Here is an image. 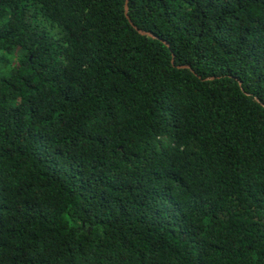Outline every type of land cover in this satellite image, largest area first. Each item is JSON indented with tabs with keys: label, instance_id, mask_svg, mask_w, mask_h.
Masks as SVG:
<instances>
[{
	"label": "trees",
	"instance_id": "obj_1",
	"mask_svg": "<svg viewBox=\"0 0 264 264\" xmlns=\"http://www.w3.org/2000/svg\"><path fill=\"white\" fill-rule=\"evenodd\" d=\"M125 1L0 0V264H264V0Z\"/></svg>",
	"mask_w": 264,
	"mask_h": 264
},
{
	"label": "water",
	"instance_id": "obj_2",
	"mask_svg": "<svg viewBox=\"0 0 264 264\" xmlns=\"http://www.w3.org/2000/svg\"><path fill=\"white\" fill-rule=\"evenodd\" d=\"M124 10H125V13H127V0L125 1ZM126 16H127V15H126ZM135 29H136V28H135ZM136 31H137L140 35L147 36V37H153V35H152L151 33H148V32H145V31H141V30H138V29H136Z\"/></svg>",
	"mask_w": 264,
	"mask_h": 264
}]
</instances>
